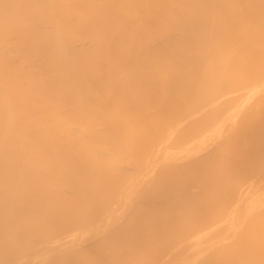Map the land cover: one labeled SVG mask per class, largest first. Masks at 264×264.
Returning <instances> with one entry per match:
<instances>
[{"label": "bare ground", "instance_id": "6f19581e", "mask_svg": "<svg viewBox=\"0 0 264 264\" xmlns=\"http://www.w3.org/2000/svg\"><path fill=\"white\" fill-rule=\"evenodd\" d=\"M0 264H264V0H0Z\"/></svg>", "mask_w": 264, "mask_h": 264}, {"label": "rangeland", "instance_id": "374dc122", "mask_svg": "<svg viewBox=\"0 0 264 264\" xmlns=\"http://www.w3.org/2000/svg\"><path fill=\"white\" fill-rule=\"evenodd\" d=\"M85 244V243H84ZM83 245V244H82ZM86 245V244H85Z\"/></svg>", "mask_w": 264, "mask_h": 264}]
</instances>
